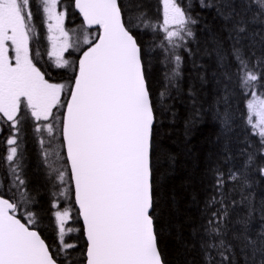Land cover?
<instances>
[{
    "label": "snow or ice",
    "instance_id": "obj_1",
    "mask_svg": "<svg viewBox=\"0 0 264 264\" xmlns=\"http://www.w3.org/2000/svg\"><path fill=\"white\" fill-rule=\"evenodd\" d=\"M160 2L162 20L146 0H0V264H168L160 129L175 118L183 63L205 56L224 94L220 159L192 233L199 264H264V0ZM194 6L219 22L195 49ZM233 92L252 137L238 150ZM25 126L40 145V188L24 171Z\"/></svg>",
    "mask_w": 264,
    "mask_h": 264
},
{
    "label": "trees",
    "instance_id": "obj_2",
    "mask_svg": "<svg viewBox=\"0 0 264 264\" xmlns=\"http://www.w3.org/2000/svg\"><path fill=\"white\" fill-rule=\"evenodd\" d=\"M146 2L151 5V11L162 20L160 0H146ZM192 2L196 4V0ZM192 15L200 18V23L194 29L196 42L191 45L195 49L198 44L203 47L209 38L205 25L207 29L215 31L219 22L214 19V12L202 10L198 6L193 7ZM80 22L81 18L78 14L70 15L66 20V27L78 28ZM41 31H46V25ZM143 39L149 44L153 41L159 42L151 32L143 35ZM42 44L47 45L46 39ZM162 58L158 56L154 61L158 79L163 71V66L159 63ZM196 63L197 68L192 67V58H187L183 63L181 94L175 101L174 107L175 118L171 116L163 118L160 129L161 159L158 168L164 225L161 247L168 264H199L200 257L192 233L202 219L204 203L211 194L214 182L211 169L216 167L221 154V144L218 140L220 125L215 118V111L216 101L224 94V85L219 83L214 58L199 57ZM190 88L195 92L194 99L188 95ZM245 104L246 101L239 92L232 93L231 110L235 113L236 120L233 126L236 146L234 150H238L244 139L252 141V137L245 131L249 126L243 123ZM197 110L198 115H196ZM193 117L196 122L186 127L187 122ZM4 135L6 134H0V157L5 151ZM20 146L26 178L33 187L40 188L44 182L39 155L40 145L31 128L27 126L20 137ZM2 173L3 168L0 167V174Z\"/></svg>",
    "mask_w": 264,
    "mask_h": 264
},
{
    "label": "rangeland",
    "instance_id": "obj_3",
    "mask_svg": "<svg viewBox=\"0 0 264 264\" xmlns=\"http://www.w3.org/2000/svg\"><path fill=\"white\" fill-rule=\"evenodd\" d=\"M65 24H66V22H65Z\"/></svg>",
    "mask_w": 264,
    "mask_h": 264
},
{
    "label": "bare ground",
    "instance_id": "obj_4",
    "mask_svg": "<svg viewBox=\"0 0 264 264\" xmlns=\"http://www.w3.org/2000/svg\"><path fill=\"white\" fill-rule=\"evenodd\" d=\"M209 26V25H208Z\"/></svg>",
    "mask_w": 264,
    "mask_h": 264
}]
</instances>
